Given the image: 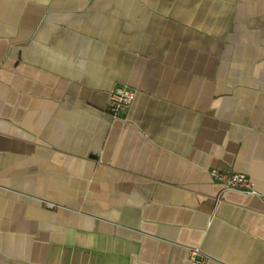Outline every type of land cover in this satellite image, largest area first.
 <instances>
[{"label":"crops","instance_id":"crops-1","mask_svg":"<svg viewBox=\"0 0 264 264\" xmlns=\"http://www.w3.org/2000/svg\"><path fill=\"white\" fill-rule=\"evenodd\" d=\"M192 250L264 264V0H0V264Z\"/></svg>","mask_w":264,"mask_h":264},{"label":"built area","instance_id":"built-area-1","mask_svg":"<svg viewBox=\"0 0 264 264\" xmlns=\"http://www.w3.org/2000/svg\"><path fill=\"white\" fill-rule=\"evenodd\" d=\"M135 97V92L125 86L115 87L108 96L107 110L113 118H121L122 114L129 108ZM211 176L219 182L226 190H235L246 194L255 195L256 192L248 179L242 173L219 172L216 169L211 170ZM198 254L196 250L191 251L192 264H202L203 259H196Z\"/></svg>","mask_w":264,"mask_h":264}]
</instances>
